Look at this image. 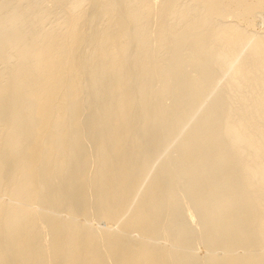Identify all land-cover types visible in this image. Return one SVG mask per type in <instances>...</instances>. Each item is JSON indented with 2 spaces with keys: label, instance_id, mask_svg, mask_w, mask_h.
Returning <instances> with one entry per match:
<instances>
[{
  "label": "bare ground",
  "instance_id": "bare-ground-1",
  "mask_svg": "<svg viewBox=\"0 0 264 264\" xmlns=\"http://www.w3.org/2000/svg\"><path fill=\"white\" fill-rule=\"evenodd\" d=\"M16 1L0 264H264V0Z\"/></svg>",
  "mask_w": 264,
  "mask_h": 264
},
{
  "label": "rangeland",
  "instance_id": "rangeland-1",
  "mask_svg": "<svg viewBox=\"0 0 264 264\" xmlns=\"http://www.w3.org/2000/svg\"><path fill=\"white\" fill-rule=\"evenodd\" d=\"M11 1H12V2H15L16 0H14V1H13V0H0V10H1V8L3 9V7L6 6V5H7V6L10 5V4H11ZM17 1L19 2L20 5H21V4H24V5H25V1H26V0H24V1H23V0H21V1L17 0ZM17 1H16V2H17ZM27 1H28V0H27ZM27 1H26V4L28 3ZM44 1H46L47 3L44 2ZM44 1H43V3H41V4H42V5L44 4L43 6H45V5L47 4L46 6H47L48 9L45 10V9H46V6H45V8H43V7L41 6V7L43 8V12L41 13V16H42V14H44V13H45V16H46V15H52V16L49 17V18H51V19L55 18V17H53V16H58L59 12H61V11H59V10L62 9L61 6L63 7V6H65V4H67V2H66V3L63 2L64 0H63V1L60 0L59 2H56V3H50V2H48L47 0H44ZM66 1H67V0H66ZM9 2H10V3H9ZM18 2H17L16 5H14L15 3H14V4L12 3V4L16 7V6L18 5ZM35 2H36V1H32V3H35ZM37 2H38V1H37ZM41 2H42V1H41ZM60 2H61L62 4H64V5H62ZM1 3L3 4L2 7H1V5H2ZM6 3H7V4H6ZM29 3H31V1H30ZM39 3H40V2H39ZM59 3H60L61 5H60ZM13 5H12V6H13ZM20 5L17 6L19 9H20ZM28 5H29V4H28ZM56 5H58V6H56ZM10 6H11V5H10ZM10 6H9V7H10ZM21 6H22L23 9L25 8V6H24V7H23V5H21ZM26 6H27V5H26ZM48 6H49V7H48ZM7 8H8V7H7ZM7 8H5L4 10H7ZM22 8H21V9H22ZM60 8H61V9H60ZM8 9H9V8H8ZM51 9H52L54 12H53ZM4 10H3V15L0 14V15H1V16H0L1 18H0V19H2V18L7 19L5 16L8 17V16L11 15V10H10V12H6V11H4ZM41 10H42V9H41ZM41 10H40L39 12H41ZM50 10H51L54 14H53V13L51 14ZM55 10H56V11H55ZM7 11H8V10H7ZM44 11H46V12H44ZM47 11L50 12V13H48ZM58 11H59V12H58ZM0 12H1V11H0ZM39 12L36 13V14H39L38 17L40 18V13H39ZM57 12H58V14H57ZM7 13H9L10 15H9V14L7 15ZM47 13H48V14H47ZM55 13H56V15H55ZM43 16H44V15H43ZM43 16L40 18V20L43 18ZM36 17H37V16H35V18H36ZM38 17H37V19H38ZM47 17H48V16H46V17H44V18L47 19ZM52 17H53V18H52ZM57 18H58V17H57ZM4 19H3V20H4ZM46 19H45V20H46ZM229 19H230V18H228L227 20L229 21ZM3 20H2V21H3ZM42 20H43V19H42ZM47 20H48V19H47ZM53 20H54V19H53ZM53 20H50V19H49L50 22L53 21ZM55 20H56V18H55ZM0 21H1V20H0ZM4 21H5V20H4ZM4 21H3V22H4ZM49 21H48V22H49ZM219 21H220V20H215V21H214V24H215V25L219 24ZM45 23L47 24L46 21L44 22V24H45ZM51 23H53V22H51ZM46 24H45V27L43 26V28H47V27L50 26V25H46ZM42 25H43V21H42ZM42 25H41V26H42ZM15 30L17 31V29H15ZM15 30H13V32H14ZM32 30H33V28H31V30L29 29V31H32ZM247 30L249 31L248 28H247ZM10 31H11V30H10ZM16 31H15V32H16ZM29 31H27V32H29ZM250 31H251V30H250ZM11 32H12V31H11ZM11 32H8V35H9V36H10ZM15 32H14V33H15ZM9 33H10V34H9ZM14 33H12L11 36L14 35ZM220 87L222 88V85H221ZM167 101H168V99L165 100L166 104H167ZM168 102H169V101H168ZM181 106H183V105H181ZM173 107H174V106H172V110H171V108H170L169 111L174 112L173 109H174L175 107H174V108H173ZM202 110H206L205 107H204V109H202ZM214 111H216L215 113H217L218 109H217V110L215 109ZM213 113H214V112H213ZM218 113H219V112H218ZM218 113H217V115H218ZM215 116H216V115H215ZM150 135H151V134H150ZM150 135L147 136L146 138L150 137ZM153 136H154V135H152V137H150V138H152V139L149 138V140H148V139L145 140L146 142L148 141L147 145L150 144V142H149L150 140H151V144H154V143H155V142H153V140H154ZM89 151H92V148H89ZM157 153H159V152H157ZM157 153H155V155H157ZM170 153H171V154H174L173 151H172V152L170 151ZM170 153H168V154H170ZM157 156H158V155H157ZM92 222H93L94 225H96V226H98V227H99V225H100V226L102 225L101 227L104 226V223L99 222V223H100V224H99L98 222H96V223H94V221H92ZM97 223H98V224H97ZM151 241H153V243H155L156 240H151ZM151 241H150V242H151ZM159 242L163 243V245H164L166 242H167V243L169 242V244L166 243L165 245H170V241H167V240H166L165 242H164V241H159ZM159 242H157V244H158ZM161 243H159V244H161ZM165 245H164V246H165Z\"/></svg>",
  "mask_w": 264,
  "mask_h": 264
}]
</instances>
